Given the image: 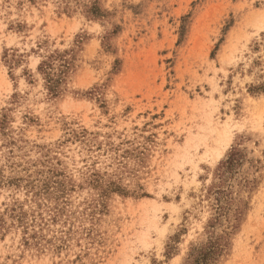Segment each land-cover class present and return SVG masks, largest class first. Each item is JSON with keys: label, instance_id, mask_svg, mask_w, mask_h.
<instances>
[{"label": "rangeland", "instance_id": "rangeland-1", "mask_svg": "<svg viewBox=\"0 0 264 264\" xmlns=\"http://www.w3.org/2000/svg\"><path fill=\"white\" fill-rule=\"evenodd\" d=\"M0 264H264V0H0Z\"/></svg>", "mask_w": 264, "mask_h": 264}, {"label": "trees", "instance_id": "trees-1", "mask_svg": "<svg viewBox=\"0 0 264 264\" xmlns=\"http://www.w3.org/2000/svg\"><path fill=\"white\" fill-rule=\"evenodd\" d=\"M68 53L62 54H56L55 56H51L47 61L43 62L40 66V70L46 74V80H47V86L49 88V91L54 95L58 91V83L59 79L63 80L65 77L67 71L69 70V66L71 64V60H65L64 56L67 55ZM58 61V67H56V62ZM241 161V154L233 150L231 153L228 155V159L225 162H222L220 169H222L221 175L225 176L227 173H230L232 169L239 164ZM217 194L219 197L217 198V212L220 214L222 212H225V201L224 197L221 196L220 194L221 191H218ZM23 215V214H22ZM21 215V216H22ZM209 227H213V222L212 220L209 221ZM218 253L223 252V248H218ZM208 256L207 254H205Z\"/></svg>", "mask_w": 264, "mask_h": 264}]
</instances>
